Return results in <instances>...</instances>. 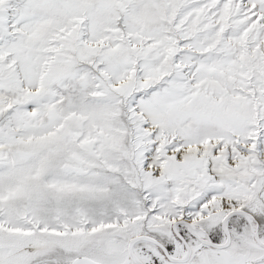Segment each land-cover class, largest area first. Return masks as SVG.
<instances>
[{"label":"snow or ice","instance_id":"1","mask_svg":"<svg viewBox=\"0 0 264 264\" xmlns=\"http://www.w3.org/2000/svg\"><path fill=\"white\" fill-rule=\"evenodd\" d=\"M0 264H264V0H0Z\"/></svg>","mask_w":264,"mask_h":264}]
</instances>
